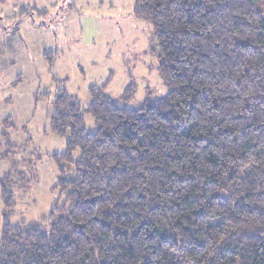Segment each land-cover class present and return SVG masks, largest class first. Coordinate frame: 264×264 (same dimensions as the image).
<instances>
[{
	"label": "trees",
	"instance_id": "trees-1",
	"mask_svg": "<svg viewBox=\"0 0 264 264\" xmlns=\"http://www.w3.org/2000/svg\"><path fill=\"white\" fill-rule=\"evenodd\" d=\"M133 15L167 94L126 109L90 86L92 133L73 97H53L65 205L47 229L11 225L2 188L0 264H264V0H135Z\"/></svg>",
	"mask_w": 264,
	"mask_h": 264
},
{
	"label": "rangeland",
	"instance_id": "rangeland-1",
	"mask_svg": "<svg viewBox=\"0 0 264 264\" xmlns=\"http://www.w3.org/2000/svg\"><path fill=\"white\" fill-rule=\"evenodd\" d=\"M134 2L0 0V231L6 217L2 188L13 194L11 225L47 229L49 213L65 205L52 155L64 153L66 143L49 131L58 92L78 102L86 133L95 128L84 111L90 86L108 82L105 94L126 109L167 94L151 26L134 17ZM130 84L134 90L123 99ZM78 158L75 150L72 159ZM62 166L71 179L73 164Z\"/></svg>",
	"mask_w": 264,
	"mask_h": 264
},
{
	"label": "crops",
	"instance_id": "crops-1",
	"mask_svg": "<svg viewBox=\"0 0 264 264\" xmlns=\"http://www.w3.org/2000/svg\"><path fill=\"white\" fill-rule=\"evenodd\" d=\"M72 9V8H71Z\"/></svg>",
	"mask_w": 264,
	"mask_h": 264
}]
</instances>
